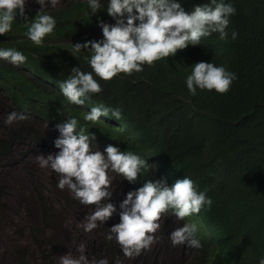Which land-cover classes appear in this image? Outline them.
Segmentation results:
<instances>
[{"label":"trees","instance_id":"obj_1","mask_svg":"<svg viewBox=\"0 0 264 264\" xmlns=\"http://www.w3.org/2000/svg\"><path fill=\"white\" fill-rule=\"evenodd\" d=\"M179 2L190 12L209 0ZM225 2L236 9L226 40L213 33L202 37L201 45H189L153 66L144 65L142 72L120 73L109 81L95 77L102 91L93 95L92 104L83 106L70 104L58 83L73 67L91 71L82 56L77 60L69 50L77 42L102 38L98 21L114 23L106 11L90 15L87 0H61L56 8L45 9L57 20L53 34L35 46L24 36L23 24L36 16L40 5L27 0V20L17 16L11 32L0 36V47H15L27 57L19 67L0 60V161L23 146L34 151L56 149L59 132L55 125L74 116L95 135L90 148L103 151L111 144L139 155L149 166L134 183L114 178L110 202L117 208L127 192L146 181L163 179L171 186L185 176L199 190L207 189L213 200L210 210L202 209L183 221L176 222L170 212L162 215L161 228L154 234L156 242L132 260L123 257L115 241L104 239L105 229L98 259L109 257L111 264L116 256L123 264H258L264 257V0ZM233 30L238 33L235 40L231 39ZM201 61L225 66L237 75L227 93L199 89L195 96L189 93L186 77L191 66ZM100 102L119 107L122 119L116 121L109 115L96 124L84 121L83 115ZM12 111L29 118L7 126L4 119ZM27 161L21 162L35 186L40 170L27 166ZM52 177L61 204H53L41 193L28 197L31 200L23 207L30 204L36 212L28 231L36 252L32 257L28 248L19 247L14 264H52L50 249L59 232V212L77 203L67 190L56 187L58 175ZM3 194L0 186V203ZM185 222L197 225L201 249L172 246L170 233ZM116 223L118 214L103 226Z\"/></svg>","mask_w":264,"mask_h":264},{"label":"clouds","instance_id":"obj_2","mask_svg":"<svg viewBox=\"0 0 264 264\" xmlns=\"http://www.w3.org/2000/svg\"><path fill=\"white\" fill-rule=\"evenodd\" d=\"M27 0H0V36L12 30L17 16L26 17ZM40 5L36 16L24 23L27 29L24 36L35 46H41L44 38L53 34L57 20L45 9L56 8L61 0H35ZM89 14L106 11L114 23L99 20L97 26L102 31L99 40L77 42L70 48L71 54L83 61L91 71L73 67L66 79L59 81L61 94L70 104L83 106L93 103V95L102 91L98 82L109 81L118 74L131 75L142 72L144 65L153 66L155 61L175 56L178 50L189 45H201L202 37L219 34L220 40L228 38L230 17L236 9L225 0H209V3L196 5L186 12L179 0H87ZM238 33L233 30L231 39ZM0 60L19 67L27 57L15 47H0ZM237 75L212 62H198L191 66L185 83L193 96L197 90L215 91L225 94L229 91ZM119 121L122 110L102 102L91 107L83 115V120L96 124L100 117H109ZM29 117L24 112L12 111L7 114L4 124L11 126L16 121ZM46 128L48 124L45 125ZM59 137L54 141L58 149L54 154L35 157L40 168H49L59 177L56 187L67 190L73 199L81 205L94 206L86 217L84 231L91 232L118 214L119 223L107 229L104 239L115 241L123 257L129 260L149 250L156 242L155 233L161 228L162 215L171 213L176 222L199 214L201 210H210L213 200L207 196V189L199 186L188 176L169 186L163 179L146 181L143 186L127 192L119 207L110 202L114 190L113 180L119 176L134 183L138 175L148 172L144 158L132 151H121L109 144L103 151L90 148L96 137L80 125L74 116H68L62 123L55 125ZM197 225L185 222L169 235L173 247L183 245L188 249L199 250L201 241L197 238ZM78 255L60 256L59 264H111L109 257L90 260L84 245L76 249ZM114 264H123L120 256L112 258ZM258 264H264V257Z\"/></svg>","mask_w":264,"mask_h":264},{"label":"rangeland","instance_id":"obj_3","mask_svg":"<svg viewBox=\"0 0 264 264\" xmlns=\"http://www.w3.org/2000/svg\"><path fill=\"white\" fill-rule=\"evenodd\" d=\"M57 151L59 150L34 151L23 146L18 152L14 151L13 153L12 151L9 159L3 158L0 161V186L4 190L3 202L0 203V264H14V253L19 247L28 248L29 256H35L36 250L28 231L31 226V218L35 216L36 212L32 205L28 204L25 208L23 205L31 200L28 198L29 196L38 197L40 193L53 204L57 206L61 204L51 185L52 181H55V178L52 177L55 173L49 168H40L35 162L37 155L43 154L46 157ZM21 161H27L29 162L27 166H36L40 170L37 173L35 186L31 183L33 179L28 177ZM30 188L31 191H29ZM74 203L76 204L62 208V211L59 212L60 218L57 221L59 232L53 241L55 246L50 249L52 264H59L62 255H78L76 249L79 245H84L90 260H98L96 253L99 244H101L104 230L111 227L107 224L106 227L102 225L91 232H85L86 217L92 213L94 206L81 205L78 200Z\"/></svg>","mask_w":264,"mask_h":264}]
</instances>
